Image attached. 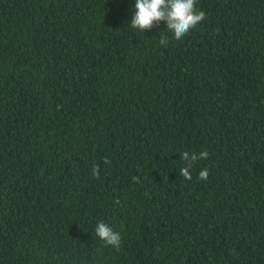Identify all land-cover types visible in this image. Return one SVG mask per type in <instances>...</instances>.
Instances as JSON below:
<instances>
[{
	"label": "trees",
	"instance_id": "16d2710c",
	"mask_svg": "<svg viewBox=\"0 0 264 264\" xmlns=\"http://www.w3.org/2000/svg\"><path fill=\"white\" fill-rule=\"evenodd\" d=\"M134 5L0 0V264H264V0Z\"/></svg>",
	"mask_w": 264,
	"mask_h": 264
},
{
	"label": "clouds",
	"instance_id": "9594fccd",
	"mask_svg": "<svg viewBox=\"0 0 264 264\" xmlns=\"http://www.w3.org/2000/svg\"><path fill=\"white\" fill-rule=\"evenodd\" d=\"M206 19V13L197 10L196 0H135L134 14L130 21L132 29L145 33L151 31L154 27H158L161 22H166V28L172 32L173 38L182 39L192 29L196 28ZM161 45H167L166 37H161ZM208 151H202L199 154L187 151L182 153L181 159L186 166L179 170V174L185 180H191L192 176L189 169L197 160L207 159ZM104 163L109 164L111 161L105 157ZM92 175L99 178V165H94ZM209 176V170L204 168L199 173V179L206 180ZM139 177H134L133 181H138ZM95 234L106 246H111L119 250L121 246V235L114 231L107 223L101 221L95 228Z\"/></svg>",
	"mask_w": 264,
	"mask_h": 264
}]
</instances>
